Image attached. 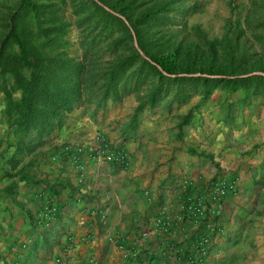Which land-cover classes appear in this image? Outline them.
I'll use <instances>...</instances> for the list:
<instances>
[{
    "label": "crops",
    "instance_id": "0c3cea01",
    "mask_svg": "<svg viewBox=\"0 0 264 264\" xmlns=\"http://www.w3.org/2000/svg\"><path fill=\"white\" fill-rule=\"evenodd\" d=\"M78 112L37 139L40 148L15 176L0 177V264H193L182 230L194 238L202 225L191 230L183 201L218 174L217 165L233 173L235 150L220 152L222 136L214 159L202 154L195 149L202 127L180 125L179 118L150 120L144 113L128 138L121 131L128 118L77 119ZM107 150H122L126 161L108 160ZM253 167L234 172L240 192ZM238 198L227 199L224 218L235 233ZM225 239L214 235L199 264H209Z\"/></svg>",
    "mask_w": 264,
    "mask_h": 264
},
{
    "label": "rangeland",
    "instance_id": "374dc122",
    "mask_svg": "<svg viewBox=\"0 0 264 264\" xmlns=\"http://www.w3.org/2000/svg\"><path fill=\"white\" fill-rule=\"evenodd\" d=\"M21 1L0 0V177L6 172L5 176L8 178L15 176L16 170H20L19 167L27 161L28 156L34 155L40 148V144L36 142L40 138V130L33 128L22 137L17 122L9 114L13 105L22 100V90L17 87L15 77L11 72L5 71L1 63L7 55L18 51V46L12 41L10 34L13 24L22 21L31 32L30 36L26 37L28 46L35 53H40L42 58H46L44 63L50 69L66 74L72 66L68 61H78L84 57L81 41L87 26L81 27L77 23L79 16L75 7L78 1L83 0H37L47 5L44 7L46 15L42 18L43 26L51 25L48 15L53 12L69 23L65 30L50 34L47 32L48 37H55V40L47 42L46 38L39 34L36 25L30 21L29 15L16 19L14 13ZM106 1L114 3L117 0ZM167 1L169 0H134L131 4L136 13L164 5L163 9L167 10L166 13L159 14L163 21H160L162 26L157 29L163 30L175 45L181 44L187 52L185 58L193 61L197 68L202 67L206 71L213 53L216 54V68L218 67V72L214 74L197 72L178 76L252 78L234 89L230 88L228 83L218 81L207 96L203 94L199 84L186 81L183 89L187 94L183 99L175 95L176 85H170L155 105L147 104L141 110L136 116L135 127L141 122L144 113H148L147 119L150 120L152 115L157 114V120L171 121L179 118L180 125H199L203 129V135L200 145L195 149L211 156V159H214V147L218 145L216 140L218 137H224V142L219 144L224 147L220 152H225V148L229 151L235 150L231 162L236 163V170L229 173L233 169L226 171L225 167L217 165L218 174L209 177L203 186L195 187L193 192L187 195L183 201L182 214L185 213V205L188 202L203 198L208 203L212 189L215 190L223 182L236 180L234 189L222 199L221 213L207 215V221H215L220 228V231L212 234L213 239L214 235L226 237L224 243L212 252L209 264H264V0H178L170 4ZM106 6L109 11L121 15ZM103 56L105 60L109 58V55ZM55 57L58 60L51 61V58ZM253 76H260L261 79ZM131 80V93L121 100L110 99L102 104L96 100H83L76 104L72 111H82L78 112L77 119L87 113L101 119L109 114L115 115V118H128L121 131L129 133L128 138H131L130 132L135 130V109L147 98L152 85L151 79L140 78L138 86ZM228 142L230 146L225 145ZM252 167L254 172L250 175ZM239 168L249 170V182L242 192L239 190L238 175L234 173ZM231 195L239 196L236 207L234 206L237 211L233 216L236 222V225L233 223L236 226L233 230L236 233L228 231L224 219L227 199ZM203 224L200 234L207 232L206 224ZM184 228L186 227L183 226L182 231L186 232L187 237L183 238L185 237V242L190 243L189 251H192L194 234L190 235L191 232Z\"/></svg>",
    "mask_w": 264,
    "mask_h": 264
},
{
    "label": "trees",
    "instance_id": "16d2710c",
    "mask_svg": "<svg viewBox=\"0 0 264 264\" xmlns=\"http://www.w3.org/2000/svg\"><path fill=\"white\" fill-rule=\"evenodd\" d=\"M101 1L126 17L134 33L121 16L109 11L95 0L78 1L75 7L79 16L77 23L81 27L87 25L81 41L84 57L82 60L68 61L72 64L68 74L45 65L46 58H42L40 53H35L28 46L26 37L30 36V30L26 29L22 21L13 24L10 34L12 41L18 46V51L7 55L1 63L5 71L11 72L15 77L17 87L22 90V100L16 102L9 110L10 116L17 122L22 137L25 132L38 128L41 139L46 133L61 126L68 113L83 100H96L99 104L110 99L121 100L131 93V79L135 81V86L139 85L140 78L152 80L147 98L135 109L133 123L135 127L136 116L147 104L155 105L163 91L168 90L170 85H176L175 95L183 99L187 94L183 89L186 81L199 84L203 94L207 96L218 81L226 82L234 89L252 78L178 76L184 73H217L216 54L211 55L206 71L202 67L197 68L193 61L185 58L187 52L183 46L175 45L163 30L157 29L162 26L160 21H163L159 14L166 13L167 10L163 9L164 5L136 13L131 4L134 0H117L114 3ZM175 1L178 0H169L167 3ZM44 7L47 5L37 0H22L14 15L16 19L29 15L39 34L50 42L55 40V37H48L47 32L50 34L65 30L69 23L53 12L48 15L51 25L43 26L42 18L46 15ZM93 18L96 19L92 21ZM134 34L148 58L143 57L135 46ZM105 54L109 55L107 60L103 56ZM55 59L56 57L51 58V61ZM253 77L261 79L260 76Z\"/></svg>",
    "mask_w": 264,
    "mask_h": 264
},
{
    "label": "built area",
    "instance_id": "2783aa9c",
    "mask_svg": "<svg viewBox=\"0 0 264 264\" xmlns=\"http://www.w3.org/2000/svg\"><path fill=\"white\" fill-rule=\"evenodd\" d=\"M105 157L108 160L114 161H126V155L122 150H107ZM237 181L232 180L229 182H223L221 186L210 192V200L206 203L203 198H195L191 202L185 205V217L190 220L191 230H196L200 225L206 224L207 232L197 234L192 239L193 250L189 251V260L193 264H199L203 259L210 254V247L212 245L213 233L220 231L218 224L215 221H207V215L213 213L218 215L222 210V199L236 186ZM50 212H55L57 207L55 205H49L47 208Z\"/></svg>",
    "mask_w": 264,
    "mask_h": 264
},
{
    "label": "water",
    "instance_id": "95a60500",
    "mask_svg": "<svg viewBox=\"0 0 264 264\" xmlns=\"http://www.w3.org/2000/svg\"><path fill=\"white\" fill-rule=\"evenodd\" d=\"M97 2L100 3L102 6H104L106 9H109L106 5H104V4L101 3L100 1L97 0ZM109 10H110V9H109ZM120 16L125 20V22L127 23V25L132 29V31H133V33H134V30H133L131 24L129 23V21L127 20V18L124 17V16H122V15H120ZM134 36H135V34H134ZM135 45H136L137 49L141 52V54H142L144 57L148 58L147 55H146V54L142 51V49L140 48L136 36H135ZM185 75H186V74H185ZM188 75H192V74H188ZM229 77H232V76H229Z\"/></svg>",
    "mask_w": 264,
    "mask_h": 264
}]
</instances>
